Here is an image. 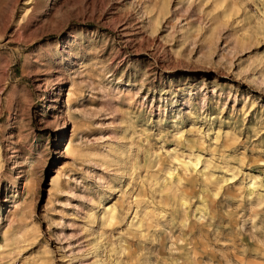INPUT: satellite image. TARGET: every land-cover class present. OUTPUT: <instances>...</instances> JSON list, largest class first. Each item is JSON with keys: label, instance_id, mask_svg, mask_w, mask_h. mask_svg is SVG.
<instances>
[{"label": "rangeland", "instance_id": "374dc122", "mask_svg": "<svg viewBox=\"0 0 264 264\" xmlns=\"http://www.w3.org/2000/svg\"><path fill=\"white\" fill-rule=\"evenodd\" d=\"M262 2L0 0V264H264Z\"/></svg>", "mask_w": 264, "mask_h": 264}, {"label": "bare ground", "instance_id": "6f19581e", "mask_svg": "<svg viewBox=\"0 0 264 264\" xmlns=\"http://www.w3.org/2000/svg\"><path fill=\"white\" fill-rule=\"evenodd\" d=\"M260 11L264 13V2H262V8H261ZM70 95H71V93L68 91V93H67V100H68V98L70 97ZM67 100H66V101H67ZM61 128H62V127H61ZM113 210H114V208H109V212H111V211H113Z\"/></svg>", "mask_w": 264, "mask_h": 264}]
</instances>
